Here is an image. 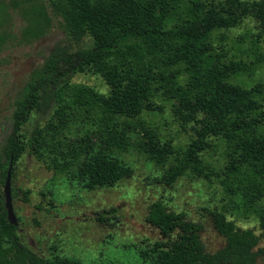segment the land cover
Instances as JSON below:
<instances>
[{"label":"trees","instance_id":"16d2710c","mask_svg":"<svg viewBox=\"0 0 264 264\" xmlns=\"http://www.w3.org/2000/svg\"><path fill=\"white\" fill-rule=\"evenodd\" d=\"M49 2L63 13L71 32L87 34L91 44L77 51L55 47L30 73L13 102L1 183L27 151L84 188L111 187L131 172L114 153L131 146L165 165L156 178L164 186L184 174L207 178L212 172L200 152L218 135L229 147L224 174L242 168L249 173L238 187L242 200L251 205L264 194V82L246 81L264 64V0ZM242 24L249 31L245 48L242 36L230 44L226 33ZM81 73L100 76L107 90L73 83ZM161 102L170 104L180 123L190 124L193 136L185 147L160 141L144 126L140 115L161 110ZM44 116V123L36 122L24 135L29 118ZM209 216L224 239L214 252L202 241L201 222L163 197L154 199L144 220L161 237L137 253L149 264H256L263 254L257 246L264 214L258 215V234L235 225L222 211ZM0 264L80 263L22 244L0 196Z\"/></svg>","mask_w":264,"mask_h":264},{"label":"rangeland","instance_id":"374dc122","mask_svg":"<svg viewBox=\"0 0 264 264\" xmlns=\"http://www.w3.org/2000/svg\"><path fill=\"white\" fill-rule=\"evenodd\" d=\"M246 25L226 31L230 44L242 36L240 46L250 45ZM90 44L87 34L77 37L71 32L63 13L49 0H0V160L11 130L13 102L32 70L55 47L77 51ZM258 80L264 82V64L246 81ZM72 82L93 86L100 92L107 90L95 74H76ZM161 103V110L140 115L144 126L152 128L160 141L185 147L193 136L190 124L180 123L170 104ZM47 118H29L22 127L24 135L36 122L42 124ZM209 141L210 147L200 155L212 174L207 178L184 174L169 186L156 180L165 165H157L135 146L114 153L130 166V174L114 186L93 189L82 187L47 159L23 151L10 167L11 205L22 244L39 254L57 253L80 264H149L137 249L161 237L144 220L147 205L158 197L203 224L201 238L210 252L221 248L224 239L212 227L209 211H222L235 225L260 233L258 215L264 214V194L253 204H246L238 187L249 176L248 171L242 168L226 176L229 147L218 135ZM100 216L107 220H99ZM257 247L263 248V254L257 256L256 264H264V235Z\"/></svg>","mask_w":264,"mask_h":264},{"label":"water","instance_id":"95a60500","mask_svg":"<svg viewBox=\"0 0 264 264\" xmlns=\"http://www.w3.org/2000/svg\"><path fill=\"white\" fill-rule=\"evenodd\" d=\"M3 199L6 215L9 223L16 225V219L11 205V193H10V166L6 171V175L3 182Z\"/></svg>","mask_w":264,"mask_h":264}]
</instances>
